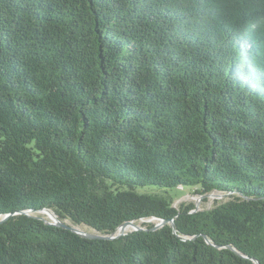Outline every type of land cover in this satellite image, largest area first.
I'll list each match as a JSON object with an SVG mask.
<instances>
[{"label": "trees", "instance_id": "obj_1", "mask_svg": "<svg viewBox=\"0 0 264 264\" xmlns=\"http://www.w3.org/2000/svg\"><path fill=\"white\" fill-rule=\"evenodd\" d=\"M6 215L0 264H264V0H0Z\"/></svg>", "mask_w": 264, "mask_h": 264}, {"label": "rangeland", "instance_id": "obj_2", "mask_svg": "<svg viewBox=\"0 0 264 264\" xmlns=\"http://www.w3.org/2000/svg\"><path fill=\"white\" fill-rule=\"evenodd\" d=\"M161 193L167 196L164 191ZM168 195L174 199L173 205L175 208L179 209L182 205L195 204L200 211L212 210L216 206H219L220 204L225 203L229 200V196L227 194L219 192H214L207 196L198 195L196 192V188L179 187L178 189L170 190L168 192ZM37 215H44L47 220L52 221V219H50L47 214L38 213ZM143 223L155 225L156 223H158V221L150 219L137 222V224L139 225ZM79 228L89 233H96L95 231L85 226H79Z\"/></svg>", "mask_w": 264, "mask_h": 264}, {"label": "water", "instance_id": "obj_3", "mask_svg": "<svg viewBox=\"0 0 264 264\" xmlns=\"http://www.w3.org/2000/svg\"><path fill=\"white\" fill-rule=\"evenodd\" d=\"M207 196V195H205ZM215 196V195H214ZM47 212V211H51L49 209H44L43 212ZM197 211H200L197 207H196V210L194 212H197ZM42 212V211H41ZM54 213V212H53ZM55 214V213H54ZM9 217V215H6L4 217H0V223L4 222L7 218ZM43 219L48 225H54V226H58V227H61V228H65V229H68V230H71L85 238H88V239H93V240H96V239H100V240H114V239H118L122 236H125L126 234H128L129 232H125V229L132 225L135 227L134 230L130 231V232H133V231H139V230H144V228L142 226H139V225H136L137 223L134 222V221H131V222H126L124 223L123 225H121L118 229H117V232L112 234V235H101V234H98V233H89L87 231H82L79 226H75L71 223H68V222H62L58 216L55 214V218H52L53 221H49L47 220L46 218H41ZM154 220L158 221V223H156L154 225V227L151 229L153 231L155 230H158L162 227H164L165 225L167 224H170L173 228H175V223L173 220L171 221H167V220H163V219H158V218H153ZM206 241L208 243H210V241L206 238ZM255 262V264H259V262L257 260H253Z\"/></svg>", "mask_w": 264, "mask_h": 264}, {"label": "bare ground", "instance_id": "obj_4", "mask_svg": "<svg viewBox=\"0 0 264 264\" xmlns=\"http://www.w3.org/2000/svg\"><path fill=\"white\" fill-rule=\"evenodd\" d=\"M41 214H47L49 217H50V219H52V218H55V214L52 212V211H45V212H41ZM52 221H53V219H52ZM150 222V221H149ZM152 222V221H151ZM136 225H139V224H136ZM139 226H142V224H140ZM81 229V228H80ZM135 229V227L134 226H132V225H130V226H128L126 229H125V232H130V231H132V230H134ZM82 230V229H81ZM83 231V230H82Z\"/></svg>", "mask_w": 264, "mask_h": 264}]
</instances>
